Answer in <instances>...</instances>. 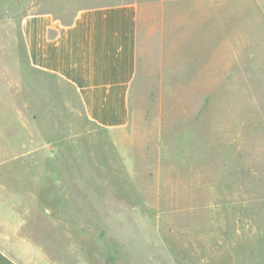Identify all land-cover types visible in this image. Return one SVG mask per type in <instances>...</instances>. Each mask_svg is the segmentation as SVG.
<instances>
[{"label": "rangeland", "instance_id": "rangeland-1", "mask_svg": "<svg viewBox=\"0 0 264 264\" xmlns=\"http://www.w3.org/2000/svg\"><path fill=\"white\" fill-rule=\"evenodd\" d=\"M122 2L141 6L150 30L131 124H90L73 88L52 77L37 82L48 106L33 122L24 48L9 43L13 21L41 9L70 19ZM161 17L181 28L162 62L153 34ZM2 18L6 68L23 64V88H6L0 119V197L23 199L21 218L0 216V238L15 243L16 256L29 264H264V0H0Z\"/></svg>", "mask_w": 264, "mask_h": 264}, {"label": "crops", "instance_id": "crops-1", "mask_svg": "<svg viewBox=\"0 0 264 264\" xmlns=\"http://www.w3.org/2000/svg\"><path fill=\"white\" fill-rule=\"evenodd\" d=\"M145 16L137 3L122 2L82 8L70 19L59 16L53 9H41L13 21L17 26V37L9 34L13 39V43L11 38L9 43L13 46L11 51L18 48L22 52L24 48V68L30 78L25 89L29 90V106L35 110L30 119L37 122L42 115L38 110L48 106L38 98V91L42 88L37 82L52 77L73 88L80 114L90 124L109 130L129 126L132 122V91L138 80L144 51L149 49L147 36L150 30ZM0 23L5 33V18L0 19ZM153 24L156 49L162 62L169 51L175 50L176 37L180 44L181 28L172 18L161 17ZM0 49L3 50L0 119H4L5 90L7 87L22 90L23 64L22 60L15 59L13 65L6 68L4 40ZM12 102L17 104L15 112L19 123L20 99L14 98ZM73 111L75 114L76 109ZM28 151L23 155L37 153V147ZM2 162H6V155L0 156ZM19 197H0L1 217L21 218V212L15 210L23 201ZM16 249L15 243L10 240L4 243L0 238V264H29L16 256Z\"/></svg>", "mask_w": 264, "mask_h": 264}]
</instances>
